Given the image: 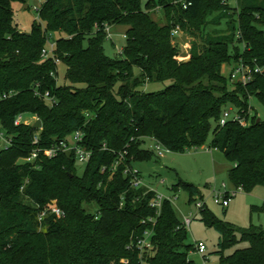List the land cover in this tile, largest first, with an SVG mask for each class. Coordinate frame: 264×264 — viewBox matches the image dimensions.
Returning a JSON list of instances; mask_svg holds the SVG:
<instances>
[{
  "label": "trees",
  "instance_id": "obj_1",
  "mask_svg": "<svg viewBox=\"0 0 264 264\" xmlns=\"http://www.w3.org/2000/svg\"><path fill=\"white\" fill-rule=\"evenodd\" d=\"M14 2L25 0H0V127L11 139L0 150V264H195V246L171 200L163 199L157 214L150 206L157 193L133 187L124 170L159 157L144 147L150 139L172 152L217 149L231 163L235 188L264 187V120L219 125L226 109L249 120L251 97L264 104V0H190L186 9L179 0H44L29 34L14 22ZM221 20L226 29L206 30ZM113 25L126 27L125 45L110 57L105 27ZM176 26L194 38L187 60L172 35ZM49 40L66 65L63 85L52 75L57 63L40 57ZM240 60L263 71L245 85L231 83L223 67ZM165 82L161 90L142 89ZM19 115L40 119L41 127L15 125ZM76 131L92 151L81 175L73 152L23 161L34 147ZM179 188L196 202L195 185L178 179L172 189ZM52 202L64 216L39 221ZM198 212L218 232L219 264H264L261 225L238 228L206 204ZM145 230L153 233L152 249L139 258L128 245Z\"/></svg>",
  "mask_w": 264,
  "mask_h": 264
},
{
  "label": "rangeland",
  "instance_id": "obj_2",
  "mask_svg": "<svg viewBox=\"0 0 264 264\" xmlns=\"http://www.w3.org/2000/svg\"><path fill=\"white\" fill-rule=\"evenodd\" d=\"M44 0H25V3L14 2L12 8L14 11V22L21 32L29 33L33 20L38 19V11L34 10L36 6L40 8ZM230 5H235L234 0H229ZM162 13L154 14V18L161 17ZM217 13L208 16L207 21H212ZM226 20H221L219 25L209 22L206 26L208 32L213 29H226ZM125 26L113 25L110 27V38L105 40V54L114 57L122 51L125 45ZM188 42L185 47H189L191 36L181 32V35ZM57 36V35H56ZM175 44L183 47L178 40ZM242 47V44L240 45ZM187 53V52H186ZM185 53L183 59H186ZM229 65L223 67V73L228 75ZM66 65L57 63V74L55 76L57 84L63 85L65 80ZM165 83H146L142 87L144 91H157L164 88ZM249 122L253 117L264 120V104L256 97L249 99ZM26 121L32 122L34 118L25 116ZM211 138H209L210 141ZM144 147L153 149V141L147 139ZM140 168L142 183L144 186L154 190L157 194L164 198H168L172 202L177 218L182 221L184 217H192L191 223L187 229V242L202 241L206 246L205 253L201 254L192 251L189 258L195 264H219V258L215 251L217 250L218 232L213 227L207 226L202 220L195 206L194 201L188 202L189 196L187 190L179 188L173 191L172 186L178 182V179L192 183L195 185L199 194L194 196L195 201H204L208 210H210L217 218L229 222L238 228H247L250 224L261 225L264 228V209L254 210L253 206L263 208L264 206V187L256 186L251 192H245L239 189L237 193L229 199L227 207L216 204L213 200V188H220L225 184L229 191L237 189L231 184L228 178V170L231 163L225 158L223 153L217 149H205L186 151L183 153L167 151L163 156L153 158L147 162L135 164ZM84 163L77 164L78 174L81 175L84 170ZM87 209L95 212L96 206L89 205ZM245 243H239L236 247L242 248Z\"/></svg>",
  "mask_w": 264,
  "mask_h": 264
},
{
  "label": "built area",
  "instance_id": "obj_3",
  "mask_svg": "<svg viewBox=\"0 0 264 264\" xmlns=\"http://www.w3.org/2000/svg\"><path fill=\"white\" fill-rule=\"evenodd\" d=\"M176 3L177 1H173ZM181 3L182 7L184 9L187 8L188 5H190V0H179ZM223 3H230L229 0H222ZM236 0H234V3ZM34 10L39 11L40 8L34 6ZM106 31V38H110V27L106 26L105 27ZM181 29L179 26H176L172 29V35L177 37L181 33ZM55 42L53 40H49L46 46H44L41 49V60H45L49 57H51L55 63H58L59 60L54 56V50H55ZM230 70L228 72V80L231 83H241L245 85L246 83L250 82L253 78L254 75L257 73H261L263 69L259 67L258 65L251 66L248 63H245L244 61L240 60L239 62L230 64ZM54 77L56 76L55 73L52 74ZM56 79V78H55ZM9 94H3L1 98H6L8 97ZM44 97L50 101V105L55 103V100L52 99V97L49 95L48 92L45 93ZM228 121H236L238 122L241 126H248L249 125V120L246 119L245 117H241L238 112L233 111L232 109H226L222 112L221 118L219 120V125L223 126L226 122ZM24 122L28 123L26 121V118L23 115L17 116V118L14 121L15 125H18L19 123ZM82 133L79 131H76L73 133L71 136L68 138L62 139L54 143L50 147H34L28 156L23 158V161L29 162V163H34L35 160L40 157H46V158H53L60 153H67V152H73L75 155V158L78 163H86L88 159L90 158L92 151L85 149L81 144L82 142ZM153 141V149L156 152V154L161 157L163 156L164 152L169 151L166 149L161 143H159L156 140ZM34 142H38V138H34ZM11 143V139L5 134V132L1 129L0 127V150L2 149H7ZM117 164H114L112 167V171L116 168ZM125 173H129L131 177V185L135 188L144 186L142 183V177H141V172L140 170L134 165L133 167L129 168L127 167L124 170ZM148 188V187H147ZM150 189V188H148ZM236 191H229L226 187L225 184H222L220 188H213V200L216 204H220L223 207H227L229 204V199L234 196L237 191L241 188H236ZM152 190V189H150ZM165 199L161 195L157 194L154 199L150 201V206L156 209V213H159L161 203ZM205 202L204 201H196L195 206L198 210H200L204 206ZM51 213L54 214L56 217L60 218L64 216V212L54 203L52 202L51 204L48 205V207L41 211L38 215V220L41 221L43 217L47 214ZM194 217V215H192ZM192 217H184L182 220V223L185 227H188L191 223ZM147 221H150L152 224H154L155 219L154 218H148ZM142 223H145L143 220ZM152 231L151 230H145L141 236H136L130 241V244L128 245L129 248L134 246L138 252H139V258L142 257V254L149 252L152 249V242H151V237H152ZM195 246V251L198 253H205L206 251V246L202 241H197L194 242ZM124 263H126L125 260H122Z\"/></svg>",
  "mask_w": 264,
  "mask_h": 264
},
{
  "label": "crops",
  "instance_id": "obj_4",
  "mask_svg": "<svg viewBox=\"0 0 264 264\" xmlns=\"http://www.w3.org/2000/svg\"><path fill=\"white\" fill-rule=\"evenodd\" d=\"M177 40L181 43V45L183 46V47H181V49L187 54V56H186V59L185 60H187L188 58H189V54H188V49H187V47H185L184 46V44L186 45L188 42L186 41V39L182 36V34L181 35H179V36H177ZM189 48V47H188ZM205 149H209V148H205ZM136 167L140 170V168L136 165ZM141 171V170H140Z\"/></svg>",
  "mask_w": 264,
  "mask_h": 264
},
{
  "label": "water",
  "instance_id": "obj_5",
  "mask_svg": "<svg viewBox=\"0 0 264 264\" xmlns=\"http://www.w3.org/2000/svg\"><path fill=\"white\" fill-rule=\"evenodd\" d=\"M25 34H29V33H27V32H24ZM260 119L258 118L257 119V121H259ZM33 127L34 128H40L41 127V121H40V119H36L35 121H34V123H33Z\"/></svg>",
  "mask_w": 264,
  "mask_h": 264
}]
</instances>
